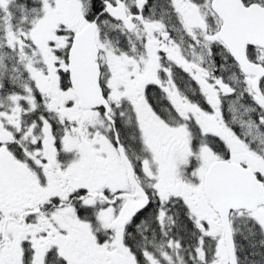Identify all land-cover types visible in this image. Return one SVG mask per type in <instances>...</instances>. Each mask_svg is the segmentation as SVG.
<instances>
[{
  "label": "snow or ice",
  "instance_id": "snow-or-ice-1",
  "mask_svg": "<svg viewBox=\"0 0 264 264\" xmlns=\"http://www.w3.org/2000/svg\"><path fill=\"white\" fill-rule=\"evenodd\" d=\"M0 264H264V0H0Z\"/></svg>",
  "mask_w": 264,
  "mask_h": 264
}]
</instances>
